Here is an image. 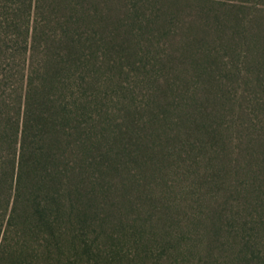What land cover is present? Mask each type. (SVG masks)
<instances>
[{
	"label": "trees",
	"instance_id": "obj_1",
	"mask_svg": "<svg viewBox=\"0 0 264 264\" xmlns=\"http://www.w3.org/2000/svg\"><path fill=\"white\" fill-rule=\"evenodd\" d=\"M1 1L0 264H165L172 255L155 252L157 243L179 239L182 228H172L187 222L204 226L207 240L224 235L241 250L235 264H264V121L227 163L224 147L211 150L223 156L193 159L204 161L197 179L212 188L206 211L134 209L128 195L148 194L144 187L173 172L192 145L219 148L224 131H210L208 121L201 130L183 111L171 119L169 103L156 102L166 109L108 135L97 93V49L109 45L102 2ZM17 1L26 13L8 4ZM47 7L70 12L55 35L45 31ZM115 178L125 195L119 202L104 187L92 197L91 185Z\"/></svg>",
	"mask_w": 264,
	"mask_h": 264
},
{
	"label": "rangeland",
	"instance_id": "obj_2",
	"mask_svg": "<svg viewBox=\"0 0 264 264\" xmlns=\"http://www.w3.org/2000/svg\"><path fill=\"white\" fill-rule=\"evenodd\" d=\"M100 1L107 18L102 33L109 45L97 49V93L107 134L113 135L119 125L134 118L148 121L150 112L155 110L157 114L166 109L156 107V102L169 103L171 119L183 111L194 115L201 130L208 121L210 131H224L219 148H212V143L207 150L192 145L188 154L186 149L181 159L173 162V172L169 169L153 181L154 188L144 187L148 194H127L135 203L134 209L140 206L156 210L172 205L174 208L169 210L206 211L202 201L210 198L212 188L202 178L197 179L205 172L204 161L198 166L193 159L225 155L227 163L234 156L233 150L242 153L246 149L247 140L259 133L264 121V70L260 65L264 53V0ZM4 3L0 0V5ZM8 4L28 11L20 2ZM33 6L34 22L37 4ZM44 11L49 23L45 31L59 33L70 12L51 7ZM9 32L14 38L15 28ZM221 147L226 148L227 155L211 152ZM235 164L232 162L230 167ZM117 181L106 179L105 185H91L92 197H102L104 187V195L112 192L107 197L119 202L125 195L123 188L119 190L115 185ZM141 201L148 205H141ZM183 225L171 227L182 228L179 239L156 245L155 252L172 255V262L165 264H235L241 250L224 235L207 240L202 236L204 226L189 222Z\"/></svg>",
	"mask_w": 264,
	"mask_h": 264
}]
</instances>
